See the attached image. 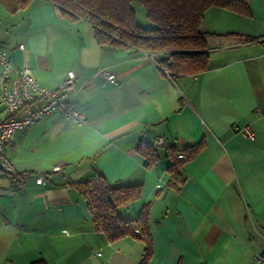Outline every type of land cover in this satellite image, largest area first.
I'll list each match as a JSON object with an SVG mask.
<instances>
[{
    "label": "crops",
    "instance_id": "0c3cea01",
    "mask_svg": "<svg viewBox=\"0 0 264 264\" xmlns=\"http://www.w3.org/2000/svg\"><path fill=\"white\" fill-rule=\"evenodd\" d=\"M248 4L246 14L207 9V68L171 75L148 52L100 45L86 18L50 0L15 13L0 2V47L13 67H29L48 87L74 70L70 98L88 118L77 125L49 113L7 144L16 171L0 166V264H138L143 243L96 231L68 183L99 174L111 186L141 185L120 216L134 219L149 204L148 264H254L264 253V0ZM243 125L252 140L237 130ZM147 127L162 140L150 166L137 151L152 144ZM198 145L180 164L183 180H171L170 148Z\"/></svg>",
    "mask_w": 264,
    "mask_h": 264
},
{
    "label": "trees",
    "instance_id": "16d2710c",
    "mask_svg": "<svg viewBox=\"0 0 264 264\" xmlns=\"http://www.w3.org/2000/svg\"><path fill=\"white\" fill-rule=\"evenodd\" d=\"M32 0H0L11 12L26 8ZM61 10L75 18H86L92 25L100 45L118 44L135 50L155 54L159 66L171 75L196 73L208 65L207 42L201 31L204 12L211 7H221L232 12L249 13L248 0H136L152 23V28L138 24L132 0H50ZM119 31V38L112 34ZM198 146L180 150L172 146L168 173L171 180H183L180 164L192 158ZM137 151L144 164L150 166L157 159L155 145L142 142ZM182 156V157H181ZM85 200L96 231L104 233L109 241L130 237L143 243L144 248L138 264H148L152 254V236L145 205L134 219L120 216L136 200L140 184L111 186L106 178L98 176L68 182ZM30 264H43L31 262Z\"/></svg>",
    "mask_w": 264,
    "mask_h": 264
},
{
    "label": "built area",
    "instance_id": "2783aa9c",
    "mask_svg": "<svg viewBox=\"0 0 264 264\" xmlns=\"http://www.w3.org/2000/svg\"><path fill=\"white\" fill-rule=\"evenodd\" d=\"M114 39L119 38V31L112 34ZM23 48V44H19ZM155 60V54L148 52ZM158 64V63H157ZM159 65V64H158ZM97 75L105 80L118 84L113 72L100 70ZM77 73L68 70L64 79L56 87L43 85L29 67L14 68L8 52L0 47V166L6 172H15V167L6 153L7 144L14 133L35 124L49 113H57L62 118L77 125L88 123L86 115L80 111L70 98V93L75 86ZM247 139L254 138L248 125L236 127ZM61 169L59 164L52 167L53 171ZM19 176L26 172H17ZM37 183H42L44 174L34 175ZM160 185H157L159 188ZM254 264H264V253L253 256Z\"/></svg>",
    "mask_w": 264,
    "mask_h": 264
},
{
    "label": "rangeland",
    "instance_id": "374dc122",
    "mask_svg": "<svg viewBox=\"0 0 264 264\" xmlns=\"http://www.w3.org/2000/svg\"><path fill=\"white\" fill-rule=\"evenodd\" d=\"M131 6H132V8L135 11V15H136L138 24L141 25V26H143V27H145V28H152L153 25L146 18V13H145L144 8L142 6H140L136 2V0H132Z\"/></svg>",
    "mask_w": 264,
    "mask_h": 264
},
{
    "label": "water",
    "instance_id": "95a60500",
    "mask_svg": "<svg viewBox=\"0 0 264 264\" xmlns=\"http://www.w3.org/2000/svg\"><path fill=\"white\" fill-rule=\"evenodd\" d=\"M144 136H145L146 140L152 141V144L155 145V146L160 144L161 141H162L160 138H156L155 130L152 127L145 128Z\"/></svg>",
    "mask_w": 264,
    "mask_h": 264
}]
</instances>
